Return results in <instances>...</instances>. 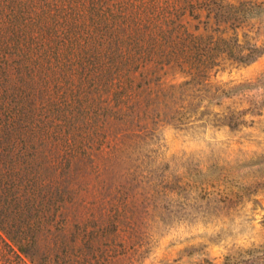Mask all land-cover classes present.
I'll return each instance as SVG.
<instances>
[{
	"label": "rangeland",
	"instance_id": "374dc122",
	"mask_svg": "<svg viewBox=\"0 0 264 264\" xmlns=\"http://www.w3.org/2000/svg\"><path fill=\"white\" fill-rule=\"evenodd\" d=\"M202 7L200 0H0V66L40 138L31 144L27 192V248L38 264L65 256L78 264H256L248 254L227 257L264 244V86L256 85L264 5L239 35L226 30L228 55L194 64L211 66L207 75H190L170 47L162 56L156 44L190 35L217 41L223 28ZM92 20L139 42L124 50L131 62L123 65L140 71L132 100L120 104L92 78L88 36L77 24ZM38 64L55 70L21 67ZM12 246L0 230V264H32Z\"/></svg>",
	"mask_w": 264,
	"mask_h": 264
},
{
	"label": "trees",
	"instance_id": "16d2710c",
	"mask_svg": "<svg viewBox=\"0 0 264 264\" xmlns=\"http://www.w3.org/2000/svg\"><path fill=\"white\" fill-rule=\"evenodd\" d=\"M200 1L203 4L202 11L217 19L216 21L221 24V29H224L221 30L217 41H213V39L210 41L204 35H190L181 38L183 39L181 43L180 41L166 42V40L170 39L168 37L162 44H156V46L160 47V50L164 48L161 51L162 56L169 55L164 53L166 47H170L171 54L169 56L173 62L181 64V72L190 75H194V72L207 75L212 70L211 66L194 64L205 61L208 58L217 59L219 56L228 55L227 52H230L228 50H232L233 46L229 43L230 40L227 38L228 31L226 30L232 29L236 35H239V30L245 28L246 23L253 20L256 10L262 9V5H264V1L258 2L259 0ZM77 24L79 25V34L88 36L84 40V44H86L85 49L92 53L94 60L92 78H96L100 83L109 87L108 95L112 92L111 94L115 95L120 104L122 102L125 103L127 100H132L136 90L140 88L136 83L137 73L140 71L133 65H123L129 61L131 62L129 57H124L127 54H124V50L128 46L138 48L139 42L125 35L118 36L113 34L111 36L106 21L92 20L89 24L79 21ZM153 39L155 40V37ZM19 41L20 37H18ZM153 43L148 42V46H153ZM21 53L22 55L24 54L22 51ZM262 54L264 53L260 52V55ZM33 56L37 55L33 54ZM145 60L148 64L147 58ZM132 62H139V60L135 56ZM21 67L28 71L33 69L55 70L39 64L21 65ZM147 67L148 65H145L142 71H148ZM3 68L0 66V230L11 240L13 243L12 247L20 259L23 260V257L28 258L32 264H38L27 248L28 238H30L29 233L33 231L30 227L32 222V202L27 192L30 185L29 176L34 167L28 159L32 157L34 162L32 150H36L34 146L31 147V144L36 143L40 138H37L33 125L29 128V120H32L33 116L27 110L26 99L22 97L20 99L16 98L15 93L8 89V85L14 84L12 81H8L11 76L9 77ZM34 77V75L28 76L32 82V89L36 88L33 83ZM256 85L259 86V89H262L261 86H264V73L257 79ZM19 87L22 88V85ZM33 101L34 98L30 102L32 108L34 107ZM35 173L38 175L37 171ZM36 180L38 181V176H36ZM242 254H248L255 260L256 264H264V244L250 249H243L240 252H236L234 256L227 257V259L233 257L234 262H236ZM65 257L67 259L61 258L59 263L55 262V264H78L77 259L71 256ZM47 264H53V262L49 260ZM82 264L104 263L100 261L94 263V261L92 262L88 259L83 260ZM199 264L215 263L206 260Z\"/></svg>",
	"mask_w": 264,
	"mask_h": 264
}]
</instances>
